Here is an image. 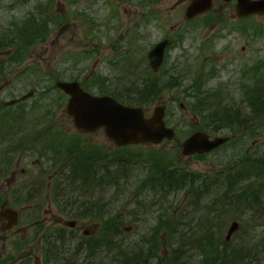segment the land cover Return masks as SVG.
Returning <instances> with one entry per match:
<instances>
[{"label":"rangeland","instance_id":"obj_1","mask_svg":"<svg viewBox=\"0 0 264 264\" xmlns=\"http://www.w3.org/2000/svg\"><path fill=\"white\" fill-rule=\"evenodd\" d=\"M189 1L0 0V41L8 33L14 39L0 47V264H112L121 249L148 264H198L205 234L223 243L233 222L253 250L250 261H264V163L248 161L263 158L264 117L250 132L205 130L232 138L211 153L185 156L180 149L209 121L193 111L204 110L194 96L209 106L235 103L241 112L250 90L264 88V16L238 18L234 2L220 1L185 20ZM37 22H50L46 34L26 41L22 33ZM166 37L164 64L153 73L147 54ZM148 79L160 90L143 107L148 114L166 107L176 141L117 148L101 130L77 129L65 113L68 97L55 87L74 80L135 106L132 92ZM30 91L33 97L4 106ZM83 164L92 167L66 181L61 175L66 183L56 191L58 172ZM163 171L194 178L168 190L157 184ZM91 203L116 226L113 251L98 248L104 219L77 218V208ZM9 208L18 223L4 230Z\"/></svg>","mask_w":264,"mask_h":264},{"label":"water","instance_id":"obj_2","mask_svg":"<svg viewBox=\"0 0 264 264\" xmlns=\"http://www.w3.org/2000/svg\"><path fill=\"white\" fill-rule=\"evenodd\" d=\"M214 0H190L184 18L192 19L206 13L212 8ZM229 2L231 0H223ZM235 11L238 16L245 17L251 14H264V0H236ZM169 43L166 38L158 42L147 54L149 65L156 72L164 57V51ZM56 87L69 96L65 105V113L72 118L74 126L83 131L94 132L103 129L106 137L111 139L116 146H125L139 143H160L163 139L171 140L175 137L173 129L164 122L165 107L159 106L153 110L150 117H145L142 108L125 106L109 96H93L83 91L77 82H57ZM33 96V92L25 94L19 100L6 102L11 106L19 101ZM228 141L226 137H217L212 140L202 132H195L182 143V154L206 153ZM8 224L3 229L11 228L16 224L17 213L7 210ZM238 223L233 222L227 236L238 229Z\"/></svg>","mask_w":264,"mask_h":264},{"label":"trees","instance_id":"obj_3","mask_svg":"<svg viewBox=\"0 0 264 264\" xmlns=\"http://www.w3.org/2000/svg\"><path fill=\"white\" fill-rule=\"evenodd\" d=\"M40 22H44V21H40ZM40 22H37L38 24H35V27L33 29H28L26 33H22V36L26 39V41L28 42L35 41L34 40L35 38L37 37L41 38L43 37V35L46 34L47 27L50 22H47V24L46 22L44 24H40ZM7 37H9L10 39L5 41H0V47H7L8 45L14 44L13 41L14 39L11 38V35H9V33ZM10 49L11 48H6V50H10ZM17 51L19 54L20 48H18ZM169 84H173V83H168V84L164 83L161 85H167L165 89H168L170 87ZM159 90H160V84L152 82L150 79L144 80L142 85L140 86L139 92L137 94L135 92H132L133 97L135 96L133 104L135 106L146 105L150 101L149 98H152L153 96L157 95ZM248 96L249 99L246 100L245 105H243L241 112H238L240 111V106L236 105L235 103H229V104L224 103L225 106L222 107L221 104L218 103L217 101L213 103V101L210 100L211 105L209 106V104H205V102H201L202 99L198 100V97L194 96L196 103L197 101H199L202 104L204 110L203 109L198 110V107L195 106L193 111L202 114L206 113L209 119V121L205 122L206 126H203L201 130L205 132V130L211 131L212 129H218L219 127H223V129L226 130H233L235 128V129H240V131L242 130L246 131L249 125H254L255 127H257V121L259 120L258 118L264 117V88L261 90L259 88H254L253 90H250V94ZM113 97L118 99L115 96ZM121 102H125V100H121ZM208 111L210 112V114L208 113ZM11 112L12 109L6 108V113H5L6 123L10 122ZM215 114H218V116ZM253 159H250V157H248V161L250 162L254 161L252 163L254 167L258 166L257 168H260V166L264 163V155L263 158L260 160H257L259 159L258 157H254ZM83 172L87 173L85 166H82L80 170L74 169L73 174H82ZM181 175L182 176L187 175L188 178L185 180L179 178L178 176L173 175L171 172H167L165 174L163 173L162 175L158 176L157 184H165V187L167 186L166 189L175 190V189H181L185 185H188L185 182L191 181V178H194L192 174H181ZM237 182H238L237 180H231L228 182V184L236 185ZM255 189L257 190V187H255ZM76 211L80 218H86L88 216L97 217L96 214H98L99 208L98 209L96 208V203H91L77 208ZM99 219H104V218H99ZM101 222H102L101 236L103 237L102 242L104 244L102 246H99L98 248L102 250L109 249L113 251L114 243H112V241L114 238L113 234L115 233L112 232L111 229H116V226H111L110 219H106V220L104 219L101 220ZM235 234H236V240L234 243H232V239L228 242L224 241L223 243H220L219 235L205 234V238H207L206 244L202 243V245L198 246V248H200L198 254L200 262L198 264H264V261L261 263H259L260 261L254 262V259L250 261L251 256H254V254L252 253L253 252L252 248H248L245 242H243V240H245L244 234L242 235L238 231ZM215 236H217L216 243L213 244L212 246V244L209 243V239L214 238ZM98 248L96 249V251H98ZM139 252H141V248L139 249ZM112 264H148V263L146 261V258H144L141 253L133 254L132 252H129L127 249H121L119 250L118 254H113Z\"/></svg>","mask_w":264,"mask_h":264}]
</instances>
